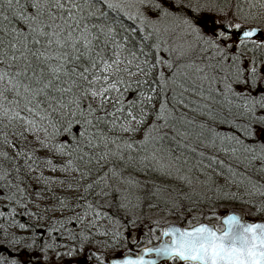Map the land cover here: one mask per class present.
<instances>
[{
	"label": "snow or ice",
	"instance_id": "6c2138e0",
	"mask_svg": "<svg viewBox=\"0 0 264 264\" xmlns=\"http://www.w3.org/2000/svg\"><path fill=\"white\" fill-rule=\"evenodd\" d=\"M177 30L195 56L187 64L162 36ZM226 160L264 175V0H0V264H155L128 254L137 220L121 223L100 203L124 199L109 174L139 183L121 175L132 168L191 185L186 167L243 183ZM248 181L264 197V183ZM223 223L168 228L170 242L144 251L264 264V223Z\"/></svg>",
	"mask_w": 264,
	"mask_h": 264
},
{
	"label": "trees",
	"instance_id": "16d2710c",
	"mask_svg": "<svg viewBox=\"0 0 264 264\" xmlns=\"http://www.w3.org/2000/svg\"><path fill=\"white\" fill-rule=\"evenodd\" d=\"M233 3H235V0H233ZM113 15L115 14L113 13ZM162 36L168 40L171 47L176 48V52L172 56L173 60H176L181 54H183V58L178 61L179 64H187L190 59H195V56H191L189 53L179 30L175 34L162 31ZM164 55L167 56V53ZM165 71L171 76L172 72H176L177 69L174 68L171 71L165 69ZM179 71L184 72L186 70L180 68ZM188 76L190 79L194 78L191 72L188 73ZM171 87L175 86L170 85V89ZM176 91L180 92L182 89L176 87ZM185 95L189 99H198V97L192 96L191 93H186ZM171 96L172 92L170 90L168 92L170 104ZM180 111L186 112L187 110L181 108ZM188 115L191 117L193 114L188 112ZM197 119L199 120L200 118L197 117ZM169 135H171L170 132ZM141 136L142 133L137 134L136 138L140 139ZM187 143L191 144L193 141L188 139ZM169 146H171V142L166 140L163 147L167 149ZM149 151L151 152L153 149L150 148ZM176 154L179 153L177 152ZM134 155H145V153H134ZM157 156L165 157L164 162H167V151L157 153ZM221 158L226 159L224 157ZM226 162L232 163L234 167H238V171L246 174L243 178V183H240V177H237L234 182H226L223 177L215 176L213 180L208 181V177L201 176L196 171L188 173L186 167L182 169V174L191 176V185L176 179L161 178L150 171L146 173L144 170L136 171L132 168L125 169L121 175L124 178L131 177L139 183H121L120 180L109 174V183L113 187L120 189L124 199L121 201L119 196H113L101 200V204L107 205L109 202L113 204V207L104 210L114 218L120 219L121 223L132 219L137 220V227L133 229L131 224H129L127 230V241L130 246L128 254L133 255L139 248L154 244L158 240L161 227L170 222H176L187 227L200 222L214 224L230 208L242 210L250 221H264V212L258 211V208L264 206V197L259 195L248 181V178H251L252 181L264 183V175L257 173L255 168L246 169L243 165H235V162L227 160ZM109 166L106 165L101 170V175L108 170ZM122 167L123 165L116 164L117 170ZM95 178L94 174L92 179ZM203 181L208 182L204 183ZM83 191L84 189L81 186L78 192L62 193V195L75 197L82 194ZM91 199L95 202L100 198L93 196ZM121 202L126 205V208H119V203ZM100 224L103 227H113L108 220H103ZM121 231H124V229H121ZM132 233L137 234L136 244L129 243L128 237ZM0 251H3V249H0ZM73 264H77V261H73ZM79 264H86L84 258L81 257L79 259Z\"/></svg>",
	"mask_w": 264,
	"mask_h": 264
},
{
	"label": "water",
	"instance_id": "95a60500",
	"mask_svg": "<svg viewBox=\"0 0 264 264\" xmlns=\"http://www.w3.org/2000/svg\"><path fill=\"white\" fill-rule=\"evenodd\" d=\"M233 215L239 217L241 219V221L242 222H245V223H264V221H259V222L258 221H254V222L248 221L247 220V217H245L246 216L245 213L242 210L236 209V208H231V209L227 210L225 212V214L222 217H220V220H219L220 227H219V229L216 228L213 224L208 223V222H201V223L196 224V226L193 225L191 227H184V226H181L180 224H177V223L172 222V223H168V224L164 225L161 228L160 238H159V241H157L156 244L154 243V245H149V246H145L143 248H140L135 253V255H130V256L133 259H135L137 256H144L145 259L154 260L155 261V264H162L163 262L166 263L168 260H170V258H168L166 256H158L155 252L146 253L144 251L146 248H155V247H158L165 240H167L169 242L171 241L172 238L170 236L169 237H163V236H161V233L164 230H166L168 228H181V229L191 230L192 228H195V227H199L201 225H204V226H207V227H210V228H212L214 230L219 231V230H221V229H223L225 227V225L223 223L224 219L227 218L228 216H233ZM179 262H183V261H179Z\"/></svg>",
	"mask_w": 264,
	"mask_h": 264
},
{
	"label": "rangeland",
	"instance_id": "374dc122",
	"mask_svg": "<svg viewBox=\"0 0 264 264\" xmlns=\"http://www.w3.org/2000/svg\"><path fill=\"white\" fill-rule=\"evenodd\" d=\"M215 225H216V228H218V227H220V225H219V222H216V223H214ZM129 243L130 244H133L134 243V241H135V243L134 244H136V242H137V234L136 233H132L129 237Z\"/></svg>",
	"mask_w": 264,
	"mask_h": 264
},
{
	"label": "flooded vegetation",
	"instance_id": "af4514ba",
	"mask_svg": "<svg viewBox=\"0 0 264 264\" xmlns=\"http://www.w3.org/2000/svg\"><path fill=\"white\" fill-rule=\"evenodd\" d=\"M162 264H184V262H179L178 260L170 259L166 263L163 262Z\"/></svg>",
	"mask_w": 264,
	"mask_h": 264
}]
</instances>
